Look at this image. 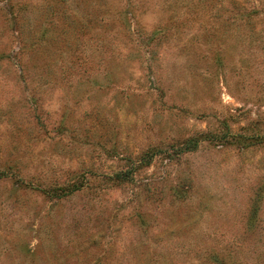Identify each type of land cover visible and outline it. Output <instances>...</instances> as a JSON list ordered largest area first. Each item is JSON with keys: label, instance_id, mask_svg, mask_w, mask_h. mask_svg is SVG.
Wrapping results in <instances>:
<instances>
[{"label": "rangeland", "instance_id": "rangeland-1", "mask_svg": "<svg viewBox=\"0 0 264 264\" xmlns=\"http://www.w3.org/2000/svg\"><path fill=\"white\" fill-rule=\"evenodd\" d=\"M0 264H264V0H0Z\"/></svg>", "mask_w": 264, "mask_h": 264}, {"label": "trees", "instance_id": "trees-1", "mask_svg": "<svg viewBox=\"0 0 264 264\" xmlns=\"http://www.w3.org/2000/svg\"><path fill=\"white\" fill-rule=\"evenodd\" d=\"M196 145V144H195Z\"/></svg>", "mask_w": 264, "mask_h": 264}]
</instances>
